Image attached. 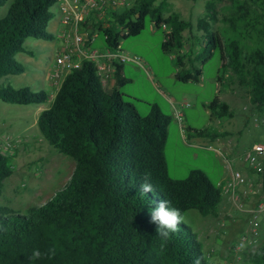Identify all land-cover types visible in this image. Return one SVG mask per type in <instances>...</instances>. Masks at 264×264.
<instances>
[{"label":"trees","instance_id":"16d2710c","mask_svg":"<svg viewBox=\"0 0 264 264\" xmlns=\"http://www.w3.org/2000/svg\"><path fill=\"white\" fill-rule=\"evenodd\" d=\"M6 1L0 0V5ZM230 1L232 14L214 28L216 1L206 0L205 14L197 19L201 34L196 39L201 47L188 64L182 54L175 53L180 66L176 76L182 81L198 79L195 58L203 62L217 50L222 71L231 69L251 100L264 106V0ZM55 2L11 1L0 17V77L24 70L15 54L30 50L27 37L54 38L47 24ZM168 5L169 0H134L111 12L109 23L97 20L93 26L101 31L105 46L113 47L120 37L138 34L150 22L163 28L162 49L178 50L183 45L182 31L191 23L177 11L163 14ZM121 65L115 63L113 71L118 85L128 80ZM217 78L222 82L223 72ZM49 98L45 88L0 84L4 101L30 103ZM138 101L118 88L107 91L92 60L83 59L79 67L65 73L50 104L39 112L37 124L50 145L75 160L72 172L49 198L27 212L0 205V264H193L197 257L201 264H208L191 226L182 221L179 232L164 244L156 225L150 223L149 210L165 200L169 208L181 213L195 207L202 214H215L221 189L200 168L181 178L169 175L164 144L170 116L156 104L140 115ZM206 105L210 116L232 114L219 96ZM193 130L198 135L207 132L206 127ZM14 156L0 152V193L3 180L13 171ZM145 173L152 192L140 190ZM260 175L264 190V165ZM50 248L55 249L54 256L29 259L34 249L44 254ZM250 260L264 264V242Z\"/></svg>","mask_w":264,"mask_h":264},{"label":"rangeland","instance_id":"374dc122","mask_svg":"<svg viewBox=\"0 0 264 264\" xmlns=\"http://www.w3.org/2000/svg\"><path fill=\"white\" fill-rule=\"evenodd\" d=\"M11 1L7 0L0 5V17L6 13ZM215 1L218 19L213 23L214 28L223 17L231 15L234 8L230 0ZM205 2L206 0H169V5L163 14L177 11L181 18L191 23L182 31L183 45L178 50L162 49L163 28L155 25L151 27L153 23L150 22H146L138 34L119 38L121 49L128 53L131 50L132 54H137L144 65L129 60L124 64H136L139 71L151 76L147 66L150 63L160 75L159 78L152 76L156 82L159 80V87L156 86L154 89L140 74L131 72L130 76L133 79L127 80L122 85V90L127 94V91L134 93L136 96L130 95L141 100L136 103L140 115H145L149 111L150 104H156L162 112L170 115L164 144L169 175H186L191 169L200 168L214 183H217V179L221 176L222 165L214 156L216 148L182 146L183 137L178 136V129L180 132L186 134L190 132L195 135L192 127H195L194 129L206 127L205 134L211 136L210 133L214 131L220 134L218 126L226 128L228 132L224 137L230 150L225 154L226 157L236 159V169L242 172L251 171L243 153L247 147L255 143H264V106L251 100L247 88L239 82L231 69L222 71L217 50L203 62L195 58L194 62L200 69L198 79L182 81L176 74L171 73L175 71L177 73L180 68L175 60V53L182 54L183 60L188 64L189 58L194 59V54L201 47L196 39L201 34L197 19L205 14ZM253 9H255L254 5L251 13L254 12ZM54 20L53 18L49 20L48 29ZM102 20V24L108 23V19ZM92 33L90 47L104 48L101 31L92 26ZM28 38L31 41L26 43L30 50H23L15 55L23 63L24 70L2 75L0 84L14 87L27 85L32 89L45 88L50 91L52 82L50 72L55 62V54L52 50L54 42L42 38L35 39V42L32 41L34 37ZM190 69L192 71V68ZM222 72V82H219L217 77ZM216 82H219V86ZM161 89L168 94L172 93L176 99L183 91L189 93L186 102L190 107L184 110L187 113L186 120L189 127H182V123H186L185 117L182 116L180 122L174 117L172 105ZM215 96L226 101L232 110L231 115L221 116L220 123L217 122L216 116H210L206 112L202 104L206 99L210 101ZM47 101L51 102V96ZM37 106V103L20 104L0 99V152L15 154L11 159L13 171L3 180L0 205H6L7 209L14 212H27L32 205L49 198L68 180L75 163L71 156L59 151L44 138L37 124L39 114ZM6 141L10 143L9 146L4 145ZM212 144L218 146L216 142ZM192 151H197L198 154L194 155ZM256 188L259 191V198L254 207L264 200L261 184L254 189ZM224 197L222 192V198ZM243 201L245 205V200ZM232 204L233 211L237 215L246 210L236 207L233 202ZM182 215V221L191 226L196 233L208 264H253L250 260L251 254L264 242V210L252 212L249 217L239 220L238 223L229 220L227 226H224L221 238L214 237L212 230V225L216 221L214 214H202L197 208L192 207L185 210Z\"/></svg>","mask_w":264,"mask_h":264},{"label":"built area","instance_id":"2783aa9c","mask_svg":"<svg viewBox=\"0 0 264 264\" xmlns=\"http://www.w3.org/2000/svg\"><path fill=\"white\" fill-rule=\"evenodd\" d=\"M134 0H56L63 10L62 21L68 26V30L62 36L68 37V44L55 52V67L52 76L61 81L66 72L71 68L79 67L83 59L92 60L95 64L100 82L105 85L113 74L115 63H124L129 60L143 66V61L137 54L123 51L120 44L113 47L92 48L89 45L93 22L108 19L111 12L119 11L132 5ZM103 21V20H102ZM109 23V21H108ZM153 26V24H152ZM187 104V102H186ZM181 118L180 112L177 113ZM5 146L10 143L6 141ZM243 157L248 161L251 171L242 172L233 169L225 180L217 181L221 192L228 194L234 205L245 209L243 195L261 184V172L263 170L264 143H255L247 147ZM264 200L259 202L252 212L263 211ZM229 264V263H225Z\"/></svg>","mask_w":264,"mask_h":264},{"label":"crops","instance_id":"0c3cea01","mask_svg":"<svg viewBox=\"0 0 264 264\" xmlns=\"http://www.w3.org/2000/svg\"><path fill=\"white\" fill-rule=\"evenodd\" d=\"M51 8L54 11L52 18L55 20L52 24L49 25L48 30L52 31L55 34L54 38L51 39L54 42L52 50L54 51V54H55V52L58 49L62 48L65 44L69 43L68 37L62 36V33L64 31L68 30V26H66L62 21L63 10L61 9L59 2H55ZM47 26H48V24H47ZM151 27H153V26L151 25ZM164 29H166V28L164 27ZM84 31L87 32V31H92V30L87 28V30H84ZM35 39H38V38L34 37V39L32 41L36 42ZM42 39H44V38H42ZM27 41H31V40H29V38L27 37L25 39V42H27ZM20 51H23V50H20ZM20 51H18V52H20ZM18 52H16V53H18ZM130 53H131V50H130ZM133 54H135V53H133ZM55 65L56 64L54 62L53 68L55 67ZM137 66H136V64L131 65V64L122 63V65H121L122 75L124 77L128 78V80H132L133 78L130 75H131V72H134V73L140 74L142 77H144V79H146V81L154 89L156 86L159 87L158 86L159 80L156 82L154 80V78H159L160 75H159V73H157L155 67L152 64L148 63V65H147L149 67V68L147 67L148 70L151 71V74H152L151 76L148 74H147L148 75L147 76L145 74V72L139 71L137 69ZM171 73L174 75V74H176V71L171 72ZM51 74H52V71L50 72V79L52 82H51L50 88H49L50 89V96L52 98V96L54 95L56 89L58 88V86L60 84V81H57L56 78H54ZM152 76H154V78ZM216 84L219 86V82H216ZM103 86L107 91H111L114 88H118L122 92H124L122 90V85H118L116 77L114 76V74H112L110 76L108 82ZM217 91H218V88H217ZM127 92L129 95L130 94L134 95V93H131L130 91H127ZM161 92L163 93V95H166L168 97V99L172 105L174 117L177 118L179 122L181 121L182 116L185 117V120H186V114L187 113L184 110L186 107H190V104L189 105H188V103L186 104V98H187V95L189 93L186 91H183L179 95V97L176 99V97H174L172 93L168 94L162 89H161ZM124 93H126V92H124ZM134 96H136V95H134ZM8 102H10V101H8ZM47 102L48 101L30 102V103H37L38 104L37 109L40 112L43 108L47 107L50 104L49 102L48 103ZM207 102H209L208 99H206V101H204L202 104L206 108V112L209 113V115H210V109L206 105ZM12 103H17V102H12ZM20 104H29V103H20ZM186 109H188V108H186ZM178 112H180V114H181L180 119L177 116ZM170 119H169V122H170ZM221 119H222L221 116H216V120L218 123H220L222 121ZM169 122H168V124H169ZM185 124H187V125H185ZM174 126H175V124H174ZM182 127H189L187 120H186V123H182ZM192 128H195V127H192ZM218 129L220 131V134H216L215 136H213V135L212 136H207V135L204 136V135H197V134L194 135L193 133H190V132H188L186 134V133L180 132V130L178 129V136L183 137L182 142H181L182 146L191 147V148L195 147V146H201V147H205V148H210V147L214 146V148H216L215 151L214 150H212V151H214V153H215L214 156L217 158L220 165H222L221 176L217 179V181L227 179L229 177V175L231 174L232 170L237 168L236 167V159H234L232 157H226V155H225L227 152L230 151L229 148L227 147V142H226V139L224 137L225 136L224 134H226L228 132V130L226 128L221 127V126H218ZM214 142H216L218 144V146L213 145L212 143H214ZM220 145H221V147H219ZM191 153L194 155L198 154L197 151H192ZM219 154L222 155V158H220ZM164 156H165V153H164ZM165 161H166L167 171L169 172L167 160L165 159ZM248 172H250V170ZM186 175H172V176L177 177V178H181V177H184ZM224 195H225V197L224 198L221 197V200L217 206V211L214 214V216L216 217V221L212 225V230L214 232L215 238H221V235L224 232V230H223L224 226H227V222H229V220L232 223H234V222L238 223L239 220L250 216V214L252 213V209L254 208L255 203L259 198V191L256 188V189H252V190L248 191L245 195H243V200H245V206H246L245 209L246 210H244V213H240L238 215L236 213H234V211H233V204L231 202L229 195L228 194H224Z\"/></svg>","mask_w":264,"mask_h":264},{"label":"clouds","instance_id":"9594fccd","mask_svg":"<svg viewBox=\"0 0 264 264\" xmlns=\"http://www.w3.org/2000/svg\"><path fill=\"white\" fill-rule=\"evenodd\" d=\"M149 174L145 173L144 180L145 183L140 185V190L143 193H148L153 191V187L150 183H147ZM150 223L156 225V234L162 239L164 244H166L170 238L171 234L179 232V225L183 220V215L179 209L169 208L168 202L163 200L160 201L155 208L149 210ZM161 245V247L164 246ZM243 247V245H241ZM56 254L54 248H50L46 253L42 254L39 249H34L31 253L30 260L41 259L43 255L54 256ZM193 264H201L200 258L197 257Z\"/></svg>","mask_w":264,"mask_h":264}]
</instances>
